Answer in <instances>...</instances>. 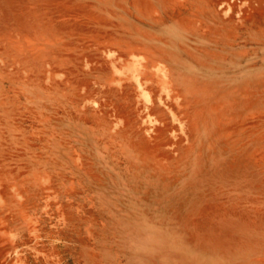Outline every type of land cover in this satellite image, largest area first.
<instances>
[{"label": "rangeland", "instance_id": "rangeland-1", "mask_svg": "<svg viewBox=\"0 0 264 264\" xmlns=\"http://www.w3.org/2000/svg\"><path fill=\"white\" fill-rule=\"evenodd\" d=\"M0 264H264V0H0Z\"/></svg>", "mask_w": 264, "mask_h": 264}]
</instances>
